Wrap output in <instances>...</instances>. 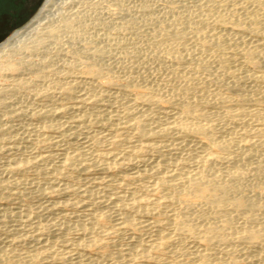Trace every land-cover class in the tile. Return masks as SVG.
<instances>
[{"label":"rangeland","instance_id":"rangeland-1","mask_svg":"<svg viewBox=\"0 0 264 264\" xmlns=\"http://www.w3.org/2000/svg\"><path fill=\"white\" fill-rule=\"evenodd\" d=\"M64 13L0 78V264H264V0H53L43 24Z\"/></svg>","mask_w":264,"mask_h":264},{"label":"bare ground","instance_id":"bare-ground-1","mask_svg":"<svg viewBox=\"0 0 264 264\" xmlns=\"http://www.w3.org/2000/svg\"><path fill=\"white\" fill-rule=\"evenodd\" d=\"M53 2V0H45L43 2V4L40 6L39 10L27 21L25 22L22 26H20L19 28L15 29L9 36H7L4 40H2L0 42V78L2 77H5V76H8L9 73L11 72H15L21 68H23L25 65H26V62L27 60H29L31 57H35L36 55L39 54V52L44 48L45 44L47 43L48 41V38H56L58 33L61 31V30H65L66 32H70V31H73L74 30V27L76 28V26H74V21L75 20H72L70 18V14L66 15L65 13L60 16L61 19L59 20V24H53V23H49V24H43V21L45 20V17L47 15V12L49 11V8L51 6V3ZM68 9V8H67ZM86 10V9H85ZM74 12V11H73ZM82 13V12H81ZM73 17V16H72ZM79 17V16H78ZM75 18V17H74ZM85 19V18H84ZM82 20V19H81ZM84 21V20H83ZM77 22V21H76ZM80 22V21H79ZM84 23V22H83ZM82 26V25H81ZM79 27V26H78ZM80 28V27H79ZM82 28V27H81ZM77 29V28H76ZM84 29V28H82ZM81 30V29H80ZM79 31V30H78ZM80 33V32H79ZM85 33V32H84ZM166 33V32H165ZM169 33V32H168ZM66 34V33H65ZM75 34V33H74ZM178 34V32H177ZM76 35V34H75ZM171 35V34H170ZM166 36V35H164ZM71 37V36H70ZM83 37V36H82ZM164 39V38H163ZM98 52V51H97ZM68 53V51H67ZM88 53V52H87ZM170 53V52H169ZM175 55V54H174ZM93 59V58H92ZM71 65V64H70ZM85 66V65H84ZM49 67V66H48ZM69 67V65H68ZM185 67V66H184ZM94 69L93 68H89L88 69V72H94L93 71ZM45 71V70H43ZM87 70H85L86 72ZM9 72V73H8ZM65 73V72H64ZM87 73V72H86ZM98 73V72H97ZM68 74V73H67ZM75 74V73H74ZM83 74V73H82ZM63 75V74H62ZM40 76V75H38ZM73 76V75H72ZM84 76V75H83ZM82 76V77H83ZM103 76V75H102ZM89 77V76H88ZM36 78V77H35ZM26 78H21L18 82L19 87H26L27 83H30L27 79L25 80ZM129 79V78H128ZM73 81V80H72ZM54 82V80H53ZM70 82V81H69ZM79 83V82H78ZM128 83V82H127ZM58 84V83H57ZM84 84V83H82ZM64 87H66L64 84H63ZM71 86V84H70ZM69 86V88H70ZM32 87V86H30ZM28 88V87H27ZM68 88V89H69ZM55 89V88H54ZM64 90V88H61ZM60 89V90H61ZM71 89V88H70ZM1 90V89H0ZM73 90V89H72ZM187 90V89H186ZM2 91V90H1ZM4 91H7V90H4ZM53 91V90H52ZM69 92V91H68ZM189 92V91H188ZM187 92V93H188ZM86 93V92H85ZM1 94V93H0ZM63 94V93H62ZM198 94V93H197ZM3 95V94H2ZM150 97V96H149ZM139 99V98H138ZM144 99V98H143ZM147 99V97H146ZM4 99H2L3 101ZM141 100V99H140ZM146 101V100H145ZM152 101V100H151ZM185 101V100H184ZM4 102V101H3ZM1 99H0V105H1ZM198 103V102H197ZM183 105V104H182ZM193 105V104H192ZM203 105V104H202ZM185 106V105H184ZM187 106H185L186 108ZM196 108V107H195ZM131 110V109H130ZM184 110V109H183ZM194 110V109H193ZM191 107H187L185 109V111L187 113H191V112H194ZM197 110V109H196ZM200 110V109H199ZM197 112V111H196ZM201 112V110H200ZM125 113V112H124ZM172 113V112H171ZM182 114V113H181ZM196 114V113H195ZM202 114V113H201ZM128 115V114H127ZM149 115V114H148ZM189 115V114H188ZM167 116V115H166ZM190 116V115H189ZM138 117V116H137ZM168 117V116H167ZM183 117V115H182ZM181 117V118H182ZM201 117V116H200ZM203 118V117H201ZM146 119V118H145ZM186 121V120H185ZM188 121V120H187ZM203 121V120H202ZM264 121V120H262ZM127 122V121H126ZM135 122V121H134ZM171 122V121H170ZM184 122V120H183ZM182 122V123H183ZM190 123L192 121H189ZM131 123V122H130ZM181 123V126L180 127L178 125V127L182 130L181 132H183L185 134V131L187 132V130L190 131V129H192V127L190 128L189 125H182ZM188 124V122H186ZM142 124V123H141ZM196 124V123H195ZM200 125V123H198ZM143 125V124H142ZM177 125V124H176ZM197 125V124H196ZM194 125V129H196V131L198 132H203V130L207 129V127L204 129V126H196ZM214 125V124H213ZM174 126V125H173ZM192 126V124H191ZM176 127V126H175ZM177 127V129H178ZM163 128V127H162ZM212 129V128H210ZM176 130V129H175ZM256 130V129H255ZM262 130V129H261ZM260 130V131H261ZM140 131V130H139ZM195 130H193L194 132ZM195 131V132H196ZM206 131V130H205ZM166 132V131H165ZM206 132H209V129L208 131ZM206 132H203L204 134ZM258 132V131H257ZM169 133V132H168ZM178 133V132H177ZM189 133H192L191 131L188 132ZM199 133V134H200ZM202 133V134H203ZM181 135V134H180ZM187 135V133H186ZM208 135V133L206 134ZM183 137V135H181ZM206 137H210L209 136H206ZM213 139V137L211 138ZM209 140V139H208ZM214 140V139H213ZM212 140V141H213ZM186 142V140H185ZM215 142V140L213 141ZM217 142V141H216ZM208 144V143H207ZM210 144V143H209ZM216 143H213V146L215 145ZM147 145V144H146ZM194 145V144H193ZM211 145V144H210ZM218 145H220L218 143ZM222 145V144H221ZM220 145V146H221ZM225 145V144H224ZM217 146V145H216ZM218 146V147H220ZM173 147V146H172ZM206 147V146H205ZM191 152V151H190ZM189 152V153H190ZM193 153V152H192ZM217 153V152H216ZM205 154V153H204ZM216 155V154H215ZM186 157V156H185ZM225 157V156H224ZM206 159V158H205ZM207 160H208V157H207ZM184 161V160H183ZM191 171V170H190ZM174 173V172H173ZM242 173V172H241ZM240 173V174H241ZM261 173V172H260ZM172 174V173H171ZM183 174V173H182ZM194 174V173H193ZM239 174V176H240ZM167 175V174H165ZM170 175V174H169ZM237 175V178H238V173L235 174ZM243 175V174H242ZM241 175V177H242ZM259 175V174H258ZM168 176V175H167ZM139 177V176H138ZM189 177H192V175ZM197 178V179H196ZM240 179V177L238 178ZM252 180V179H251ZM183 181V180H182ZM219 181V182H218ZM178 182V181H177ZM186 182V181H185ZM222 181L218 180V178L216 179L215 176L211 177V176H207L205 179L202 178V176H198L197 174L193 175L192 178L189 179L188 181V184H192L191 186V189L187 192V194H192L198 198H201V199H204L205 202H208L210 204H212L213 206H215V208H221L223 206L224 203H226V201L229 203H231L233 205V207H236L238 208L239 210L240 209H244L246 207V203L248 202L246 199H244L242 196L244 195H240L241 197H238L237 196H234L233 197V193L231 194V196H229L228 194L230 193L229 190V187L227 186L226 190L227 191H224L222 192L221 189H222V186L224 187L226 184H223V183H220ZM238 182V181H236ZM244 182V181H243ZM187 183V182H186ZM240 183V182H238ZM242 183V182H241ZM251 183V182H250ZM255 183V182H254ZM253 183V184H254ZM257 183V182H256ZM170 184V183H169ZM184 184V183H183ZM234 184V183H233ZM236 185V183L234 184V186ZM238 185V184H237ZM236 185V186H237ZM175 186V184H174ZM233 187V188H236L237 187ZM231 187V186H230ZM239 187V186H238ZM255 187V186H253ZM236 189L234 190L236 192ZM240 190V189H239ZM237 190V192L239 191ZM229 191V192H228ZM241 191V190H240ZM232 192V191H231ZM240 193V192H239ZM237 193V194H239ZM235 194V193H234ZM249 195V193H248ZM255 195V193H254ZM254 199V198H253ZM204 202V201H203ZM254 203V202H253ZM252 203V204H253ZM184 205V204H183ZM187 205V204H186ZM205 205V204H204ZM228 205V204H226ZM248 205V204H247ZM251 205V204H249ZM188 206V205H187ZM207 206V205H206ZM212 206V207H213ZM217 206V207H216ZM210 207V208H212ZM230 207H232L230 205ZM249 207V206H248ZM223 209V208H222ZM221 209V210H222ZM234 209V208H232ZM250 209V208H249ZM236 211V210H235ZM243 211V210H242ZM245 211V210H244ZM247 212V211H246ZM245 212V213H246ZM249 214V213H248ZM248 216V215H247ZM250 217V216H248ZM225 219V218H224ZM223 219V220H224ZM227 219V218H226ZM227 223V222H225ZM192 228V227H191ZM199 228V227H198ZM200 229V228H199ZM248 229V228H247ZM246 229V230H247ZM252 229V228H251ZM250 229V230H251ZM255 229V228H254ZM249 230V229H248ZM257 230V229H256ZM252 231L250 232V236L252 237H255V236H258V232L259 230L257 231ZM204 231V229L202 230ZM246 232V231H245ZM249 232L247 231L246 232V237L247 235H249ZM262 232V231H261ZM221 236H223L221 234ZM219 236L221 239L222 237ZM243 236V235H242ZM225 237V236H224ZM223 237V238H224ZM249 237V236H248ZM251 239V238H250Z\"/></svg>","mask_w":264,"mask_h":264},{"label":"crops","instance_id":"crops-1","mask_svg":"<svg viewBox=\"0 0 264 264\" xmlns=\"http://www.w3.org/2000/svg\"><path fill=\"white\" fill-rule=\"evenodd\" d=\"M25 0H0V37L7 31V27L18 24L27 10H20L18 4Z\"/></svg>","mask_w":264,"mask_h":264},{"label":"flooded vegetation","instance_id":"flooded-vegetation-1","mask_svg":"<svg viewBox=\"0 0 264 264\" xmlns=\"http://www.w3.org/2000/svg\"><path fill=\"white\" fill-rule=\"evenodd\" d=\"M36 0H25L23 4H18L20 6V10H28L30 9Z\"/></svg>","mask_w":264,"mask_h":264}]
</instances>
